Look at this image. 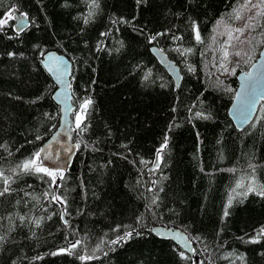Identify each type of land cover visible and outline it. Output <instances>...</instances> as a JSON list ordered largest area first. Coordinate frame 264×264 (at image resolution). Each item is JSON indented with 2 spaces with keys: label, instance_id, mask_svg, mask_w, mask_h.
Masks as SVG:
<instances>
[{
  "label": "trees",
  "instance_id": "16d2710c",
  "mask_svg": "<svg viewBox=\"0 0 264 264\" xmlns=\"http://www.w3.org/2000/svg\"><path fill=\"white\" fill-rule=\"evenodd\" d=\"M243 4L0 0V19L15 8L30 21L0 28V264H194L156 225L185 231L198 264H264V102L243 130L228 116L264 45V15ZM152 46L179 66L178 87ZM50 50L73 65L79 145L55 185L22 167L59 124Z\"/></svg>",
  "mask_w": 264,
  "mask_h": 264
},
{
  "label": "water",
  "instance_id": "95a60500",
  "mask_svg": "<svg viewBox=\"0 0 264 264\" xmlns=\"http://www.w3.org/2000/svg\"><path fill=\"white\" fill-rule=\"evenodd\" d=\"M11 11L14 17L20 14L15 8ZM13 21L15 32L22 33L23 31H16L19 20L13 18ZM26 23L27 27L24 31L30 26L28 17ZM150 51L173 79L175 86L178 87L182 78L179 66L159 47L152 46ZM41 64L56 85L52 100L58 105L60 111L57 128L40 147V149H46L45 154L50 157L43 162V166L66 173L78 151L73 141L72 114L75 110L71 88L73 65L67 56L54 50L47 51L42 55ZM261 102H264V45L248 71H242L237 75L235 96L228 109V116L237 130H243L251 123ZM156 165L157 161L153 167ZM149 231L160 239L173 242L190 257H193L194 264L199 263L195 256L194 245L185 231L163 225L152 226Z\"/></svg>",
  "mask_w": 264,
  "mask_h": 264
},
{
  "label": "snow or ice",
  "instance_id": "6c2138e0",
  "mask_svg": "<svg viewBox=\"0 0 264 264\" xmlns=\"http://www.w3.org/2000/svg\"><path fill=\"white\" fill-rule=\"evenodd\" d=\"M93 6H95V0H93ZM249 6H251L252 8H256L257 9V12H256L257 16L264 15V0H259V2L257 4H251V0H245V4L241 5L240 7L241 8H247ZM233 13H234V18L235 19H240L241 18L239 10L234 9ZM13 18L19 20V26L16 28V31L17 32L24 31V29L27 27V23H26L27 16H26V14L20 13L18 16L14 17L12 11H9L6 14V18L0 19V28H3L4 26H6L8 24V21L13 19ZM252 19H254V17H249V20H252ZM244 27L245 28H249V27H254V25H252L251 23H246L244 25ZM243 30H244L243 28H239V29H235L234 31L243 32ZM229 35H231V34H229ZM152 39H155V37H152ZM196 39L197 40L200 39L198 31H197V34H196ZM186 51H191V50L188 49ZM236 55H240V53L237 52ZM225 56H227V52H225ZM57 67H59V66L57 65ZM225 71H228V69L225 68ZM89 103H90V101H85V103L83 105H81L82 109L86 108ZM242 111H243V109H242ZM197 115H201V114L197 113ZM81 119H82V117L78 115L77 116V123H76V127L77 128H80V126H81L80 125ZM37 139H40V137H37ZM166 143H167V141H165V145H161V149H163L166 146ZM76 147H79V145H76ZM45 153H46V149L41 148L39 151L34 153V156H33L32 159H30L28 161H25L22 167H23V170H25V171L34 170L37 173H44L47 176L52 177V184L55 185L57 177L58 176L60 178L63 177V172L59 171V170H52V169H50L48 167L43 166V162L50 158L49 155H46ZM159 154H160V150L157 151V157L158 158H159ZM56 155H59V153H56ZM5 183H7V179H5ZM241 186H242V181H238L237 182V188H239ZM5 191H7V189H5ZM233 191H235V189ZM247 191L248 192L255 191V188L251 184H249V186L247 188ZM246 194L247 193H245V195ZM258 194L264 195V191H261ZM52 199L54 201H57V202H61V203L63 202L59 196H52ZM231 202H232V197L230 196L229 197V204H231ZM224 215L227 216L228 212L225 211ZM131 235H132V233H130V232L129 233H125V236L121 237L120 239H125V238H127L128 236H131ZM259 235H264V228L260 229ZM253 242H255V240ZM80 243H81L80 241H76L75 243H73L71 245V248H73V249L76 248ZM112 243H117V241H112ZM60 251L61 252L70 251V249H61ZM53 254L55 255L56 253H53ZM183 255L184 254L181 253V256H183ZM80 259L81 260H89V259H92V257L91 256H82V257H80Z\"/></svg>",
  "mask_w": 264,
  "mask_h": 264
},
{
  "label": "rangeland",
  "instance_id": "374dc122",
  "mask_svg": "<svg viewBox=\"0 0 264 264\" xmlns=\"http://www.w3.org/2000/svg\"><path fill=\"white\" fill-rule=\"evenodd\" d=\"M78 115L80 116V114H77V115H76V117H75V120H76V121H77V116H78Z\"/></svg>",
  "mask_w": 264,
  "mask_h": 264
},
{
  "label": "bare ground",
  "instance_id": "6f19581e",
  "mask_svg": "<svg viewBox=\"0 0 264 264\" xmlns=\"http://www.w3.org/2000/svg\"><path fill=\"white\" fill-rule=\"evenodd\" d=\"M52 79V78H51ZM56 86V85H55Z\"/></svg>",
  "mask_w": 264,
  "mask_h": 264
}]
</instances>
